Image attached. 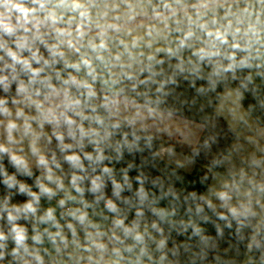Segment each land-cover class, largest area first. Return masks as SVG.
<instances>
[{"label": "clouds", "instance_id": "1", "mask_svg": "<svg viewBox=\"0 0 264 264\" xmlns=\"http://www.w3.org/2000/svg\"><path fill=\"white\" fill-rule=\"evenodd\" d=\"M0 264H264V0H0Z\"/></svg>", "mask_w": 264, "mask_h": 264}, {"label": "crops", "instance_id": "2", "mask_svg": "<svg viewBox=\"0 0 264 264\" xmlns=\"http://www.w3.org/2000/svg\"><path fill=\"white\" fill-rule=\"evenodd\" d=\"M186 121L181 118V117H175L172 124H171V128L172 130L174 131L175 129L179 128L181 130L184 129V125H185ZM194 132H196V134L198 135V130H195L194 129ZM164 143H170L172 141L168 140L166 137L164 138L163 140ZM183 154V153H182ZM241 159L242 157H236V159L234 160V164L236 166L237 169L243 167L244 165L241 163ZM225 179L224 176H220V175H217L215 180L213 181L214 184H217V183H222L223 180Z\"/></svg>", "mask_w": 264, "mask_h": 264}, {"label": "trees", "instance_id": "3", "mask_svg": "<svg viewBox=\"0 0 264 264\" xmlns=\"http://www.w3.org/2000/svg\"><path fill=\"white\" fill-rule=\"evenodd\" d=\"M177 117H180V116H177ZM181 118H183V117H181ZM119 165L117 166V169H119ZM135 175H136V173L135 172H132V173H130V176H132V177H135ZM241 251H243L242 249H241ZM233 253L232 252H230L229 253V255H232Z\"/></svg>", "mask_w": 264, "mask_h": 264}]
</instances>
